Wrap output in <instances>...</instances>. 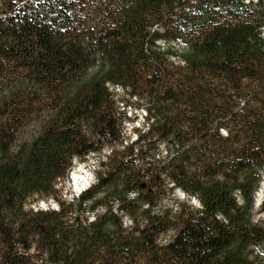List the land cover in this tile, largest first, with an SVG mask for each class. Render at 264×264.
I'll return each mask as SVG.
<instances>
[{"label":"trees","instance_id":"16d2710c","mask_svg":"<svg viewBox=\"0 0 264 264\" xmlns=\"http://www.w3.org/2000/svg\"><path fill=\"white\" fill-rule=\"evenodd\" d=\"M2 4L0 264H264V0ZM119 85L147 130L75 203L29 209L123 144Z\"/></svg>","mask_w":264,"mask_h":264},{"label":"rangeland","instance_id":"374dc122","mask_svg":"<svg viewBox=\"0 0 264 264\" xmlns=\"http://www.w3.org/2000/svg\"><path fill=\"white\" fill-rule=\"evenodd\" d=\"M2 7H3L2 0H0V9ZM178 50H182V48H178ZM117 90L118 89H116L115 91ZM143 104L144 102L142 100H135L133 98V100H131V104L128 107H126L127 116L131 118V121H126L124 124V129H123V134H122V137H123L122 145L121 144L111 145V146L105 145V147L103 148L104 151L102 150L96 153L95 156H90L88 158H85L84 160H81L76 165H74L72 168V173H74L76 169L82 168L84 169L85 173H88V172L93 173L95 176V173L97 171H104L103 168H100V162H103V161L106 162L107 160L105 159V157L106 158L110 157L112 150L121 151L123 150V146L127 147L128 144H131L133 141L135 142L136 136L147 130V122L144 121V117L146 115L144 113L145 109H144ZM138 105H140L141 108H139ZM125 142H128V144ZM57 185H58L59 191H58L57 199L55 200L57 201L61 200L62 202H69L72 200L71 195H73L74 201L79 200L78 198L81 195L78 196L74 192L71 179H69V181L68 180L60 181ZM92 185L94 186L95 184L93 183ZM163 197H164V203L166 205L174 204L176 199H179V200L186 199V196L180 190H176L174 194H170L168 192ZM50 201H52V199H48V200L39 199L36 202L32 201L29 204V208H31L32 206H36L37 204L40 205L43 202L50 203ZM113 201L111 200V203H113ZM192 203L197 205V202L194 200L192 201ZM263 205H264V188L261 187L256 195L255 205L253 207V219L255 223L258 221H264V212L261 209ZM81 214H82V218L87 220V214H85V211Z\"/></svg>","mask_w":264,"mask_h":264},{"label":"built area","instance_id":"2783aa9c","mask_svg":"<svg viewBox=\"0 0 264 264\" xmlns=\"http://www.w3.org/2000/svg\"><path fill=\"white\" fill-rule=\"evenodd\" d=\"M126 90H128V89H124L122 86H120L119 85V89L117 90V91H114L115 93H118V106L119 107H121V110L122 111H125L126 112V107H128V106H124V102L122 101V99H123V97H125V95L127 94V92H126ZM136 100V99H135ZM144 113H145V115L147 116V112H146V110L144 111ZM145 116V117H146ZM145 117H144V121H145ZM137 136H136V140H137ZM134 142V141H133ZM132 142V143H133ZM125 143H127L128 144V142H125ZM104 151V150H103ZM112 152V151H111ZM96 153H98V152H96ZM96 153H91L90 155H88V156H86V158H88V157H90V156H95L96 155ZM112 154V153H111ZM111 154H110V156H111ZM105 159L107 160V158L105 157ZM78 162H80V160H78V159H75L74 160V164H73V166L74 165H76ZM73 168V167H72ZM88 172V171H87ZM98 172V171H97ZM97 172L95 173V176H94V174L93 173H89L88 172V175H89V179H90V182L88 183L89 185H88V187L87 188H85L83 191H82V193L83 192H85V191H87V190H89L90 188H92L93 187V183L95 184L96 183V174H97ZM71 173H72V171L70 172V174H69V177L67 178V180L69 181V179H71L72 180V175H73V173H72V175H71ZM91 177V178H90ZM66 181V180H65ZM59 182H60V180H59ZM74 189V188H73ZM74 192H75V189H74ZM137 196V194L136 193H132V194H130V198H132V199H135V197ZM71 201H69V203H75V201H74V199H73V195H71ZM29 208V207H28ZM29 209H32L34 212H37V211H44V212H47V211H52V210H54V211H59L60 210V206H59V203L58 202H56V200H54V199H52V201H50V203H47V202H43V203H41L40 205H36V206H32L31 208H29ZM100 213V209H98L97 211H95V212H92V211H90L88 208L85 210V214H87V219H88V223H92V222H95L96 221V219H97V216H98V214ZM115 213H117L118 215H119V217L121 218V220H122V223H123V227L124 228H126V229H129L132 225H133V219H132V217L129 215V214H126V213H124V212H119V211H117V208L115 209ZM260 252V251H259ZM263 252V251H262Z\"/></svg>","mask_w":264,"mask_h":264},{"label":"bare ground","instance_id":"6f19581e","mask_svg":"<svg viewBox=\"0 0 264 264\" xmlns=\"http://www.w3.org/2000/svg\"><path fill=\"white\" fill-rule=\"evenodd\" d=\"M119 89V88H116ZM115 89V90H116ZM72 187L75 189V193L79 196L82 194V191L88 187L90 182L88 173L84 172V169L79 168L72 175Z\"/></svg>","mask_w":264,"mask_h":264}]
</instances>
